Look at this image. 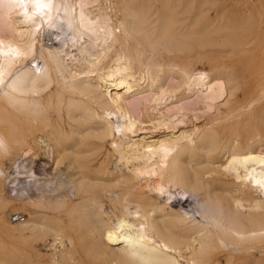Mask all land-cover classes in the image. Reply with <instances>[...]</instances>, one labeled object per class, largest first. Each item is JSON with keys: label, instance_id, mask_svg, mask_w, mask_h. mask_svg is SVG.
I'll use <instances>...</instances> for the list:
<instances>
[{"label": "bare ground", "instance_id": "6f19581e", "mask_svg": "<svg viewBox=\"0 0 264 264\" xmlns=\"http://www.w3.org/2000/svg\"><path fill=\"white\" fill-rule=\"evenodd\" d=\"M222 262L264 264V0H0V264Z\"/></svg>", "mask_w": 264, "mask_h": 264}, {"label": "rangeland", "instance_id": "374dc122", "mask_svg": "<svg viewBox=\"0 0 264 264\" xmlns=\"http://www.w3.org/2000/svg\"><path fill=\"white\" fill-rule=\"evenodd\" d=\"M63 32L66 33V30L64 29ZM216 52H220V51L219 50H216ZM197 68H200V65L199 64L197 65ZM39 163H41V164L42 163H45V160L41 159L39 161ZM50 166H51L50 162L47 163V171H49ZM58 174H59V176L57 177L58 181H56V182H50V184H48V186H47L48 189L50 188L49 189V194L50 195L49 194L48 195H45L47 193V189L46 190H41L40 192L38 191L40 193V194H38L37 191H35V184H34V182H30L28 184V188L26 190H19L16 187L14 189V191H13V193H14V199H13L14 200V204H13V207H11L10 211L8 212V214H11L10 217H9L10 218V221H11L12 215L18 214V212L22 211V208H21L20 203L18 201L19 199H25L28 196H31V197H33L35 199L36 197H39V196L41 197V196H44L45 195V197H47V198H49L51 200H55L57 198H61L62 195H64L65 193H67V191L69 190L70 181H71L70 173L67 170H65V169H60V170H58ZM27 181H29V180H25L24 182H27ZM6 189H8V186H7ZM15 194L17 196H15ZM52 198H54V199H52ZM12 223L14 225L18 224L16 222H12ZM252 252L255 255L258 254L257 250H253ZM221 264H224V263L222 262Z\"/></svg>", "mask_w": 264, "mask_h": 264}, {"label": "built area", "instance_id": "2783aa9c", "mask_svg": "<svg viewBox=\"0 0 264 264\" xmlns=\"http://www.w3.org/2000/svg\"><path fill=\"white\" fill-rule=\"evenodd\" d=\"M23 220H24V216H22L21 214H15L12 215L11 217L12 222H22Z\"/></svg>", "mask_w": 264, "mask_h": 264}, {"label": "snow or ice", "instance_id": "6c2138e0", "mask_svg": "<svg viewBox=\"0 0 264 264\" xmlns=\"http://www.w3.org/2000/svg\"><path fill=\"white\" fill-rule=\"evenodd\" d=\"M20 3L23 5V0H20ZM33 3H34L37 7H42V6H44V0H33Z\"/></svg>", "mask_w": 264, "mask_h": 264}]
</instances>
